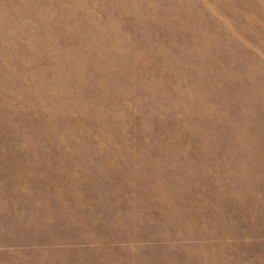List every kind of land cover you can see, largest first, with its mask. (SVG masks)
<instances>
[{
    "label": "rangeland",
    "instance_id": "rangeland-1",
    "mask_svg": "<svg viewBox=\"0 0 264 264\" xmlns=\"http://www.w3.org/2000/svg\"><path fill=\"white\" fill-rule=\"evenodd\" d=\"M0 264H264V0H0Z\"/></svg>",
    "mask_w": 264,
    "mask_h": 264
}]
</instances>
